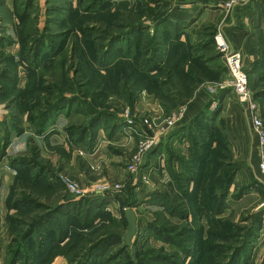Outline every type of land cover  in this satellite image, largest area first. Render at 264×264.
<instances>
[{"label":"rangeland","instance_id":"374dc122","mask_svg":"<svg viewBox=\"0 0 264 264\" xmlns=\"http://www.w3.org/2000/svg\"><path fill=\"white\" fill-rule=\"evenodd\" d=\"M223 1L0 0V264H264V177L225 138L219 102L142 150L141 129L180 109L144 94L142 112L134 83L111 79L156 45L159 20ZM253 66L264 95V56Z\"/></svg>","mask_w":264,"mask_h":264},{"label":"crops","instance_id":"0c3cea01","mask_svg":"<svg viewBox=\"0 0 264 264\" xmlns=\"http://www.w3.org/2000/svg\"><path fill=\"white\" fill-rule=\"evenodd\" d=\"M218 4L219 3L215 5L216 7L214 6L210 9H201L200 13L198 12L199 14H196V16H194L196 12L194 8L185 10L186 14L177 15L179 19L176 22H186V26H184L182 30L184 35L181 36L180 41L185 45L197 43L199 41L198 30L201 24L210 23L214 29V36L217 33L221 35V40L228 47L229 52L238 51L242 54L244 69L248 72V75L251 76L254 73V69H252L254 67L253 65L259 63L262 56H264V47L262 46V40L264 42V1L250 0L246 6L231 13H225L220 9V4ZM183 7H188V5H184ZM201 43L204 42L202 41ZM207 52L205 48H201L200 51L197 52L198 56L203 60L202 64L205 69L198 76H194L191 73L188 63L184 64L182 68L183 74H187L189 78L193 75L194 77L192 78L194 79H202V82H204L203 84L201 83L202 85L215 84L207 81L215 79L219 82L225 76L224 60L222 55L218 53L216 46L212 52L214 55L219 54V58L216 59L214 58L215 56L210 57L206 54ZM218 59H222V62L219 63L217 61ZM214 71H218L215 73V78H212V75H205V72L211 74V72ZM139 91L140 97L136 99V107L138 110L142 109V112L144 111V94L150 95L152 97H157L156 104H150L154 111H164V113H168L170 111L175 112L178 109H183L184 119L182 122H186L193 118L206 106L210 101L209 99L214 97L216 93L218 94V91L212 94L203 88L197 91L194 90L190 94H180L177 88H172L170 91V93L173 94L172 97L176 98L178 95L180 96L179 100H176L175 104H173L169 100L160 98L154 92L148 94L147 90L144 88ZM219 94L222 99L220 105L222 106L221 117L223 118V130L228 142L233 150L239 151L240 161H247V156H250V167H257V141L251 129L248 111L235 101L231 92L226 91L225 93L220 92ZM213 102L215 103L217 100ZM262 106L264 107V105Z\"/></svg>","mask_w":264,"mask_h":264},{"label":"trees","instance_id":"16d2710c","mask_svg":"<svg viewBox=\"0 0 264 264\" xmlns=\"http://www.w3.org/2000/svg\"><path fill=\"white\" fill-rule=\"evenodd\" d=\"M30 0H28L29 2ZM36 1V0H35ZM27 2V3H28ZM48 3V0H47ZM169 18L166 17L165 20L161 19L157 24L154 25L153 33L149 37L150 42H153L156 44L155 46L152 45H146L147 52L145 54V57L142 56L139 57V54H136L135 57L130 59L129 57L125 56L124 58H129L130 61L125 62L122 61V64H128V66H124L125 68L128 67L130 69L129 73L123 74V71L118 72L117 77H111L112 80L116 81L117 79L120 80L121 86L122 81L125 80V82H133L134 83V89L136 91L141 90L142 88L147 89L148 91L154 92L157 96L160 98L166 99L171 101L173 104H175L176 100H179L180 96L178 95L176 98L172 97V93H170L172 88H177L178 92L181 94H190L197 85L204 83L202 82V79L197 78L194 79L192 77L198 76L205 70L203 68V60L198 56V53L201 48H205L207 51H214L215 42H214V30H210L209 35H202V32L198 34V37L200 38L203 36L204 38L193 45H185L184 43L180 41V38L183 33V28L186 26V22L183 23H170L168 24ZM172 22V21H171ZM142 25V24H141ZM141 25L131 26L132 32H129L127 35L130 38L138 37L137 33L140 31H143L144 27ZM172 28V29H171ZM166 33V39H164L162 36ZM157 34L159 36H157ZM126 40V38H124ZM204 43H201V42ZM127 42V40H126ZM87 48V47H86ZM145 48V49H146ZM92 52V51H91ZM87 60L93 62V60H96V57L91 55L88 51V48L86 49ZM106 53L103 51L104 56ZM124 56V55H122ZM220 55L216 54L214 58H219ZM92 59V60H91ZM109 62V61H108ZM131 62V63H130ZM188 63L189 69L191 70V73L194 75L191 76V78L188 77L187 74H183V65ZM105 66V65H104ZM165 66H167L169 69L165 70ZM218 70V69H217ZM165 71V72H164ZM195 71V72H194ZM219 71V70H218ZM218 71L211 72V74L205 72L206 76H213L212 78L216 77V74ZM154 72V73H153ZM224 72H225V78L227 76L226 67L224 65ZM159 73H161L159 75ZM162 74H165L163 76ZM109 75V74H108ZM102 76V75H101ZM107 76V75H106ZM111 76V75H110ZM124 76V77H123ZM160 76V77H159ZM249 76V75H248ZM224 79V78H223ZM222 79V80H223ZM220 80L219 82H221ZM210 83H219L217 80H210L207 81ZM133 86L132 84H130ZM249 86V84H248ZM229 92V89H220L218 90V94L214 95L210 101L206 104V107H204L200 112H198L193 119H197L198 115L202 113L203 111L208 110L210 107V104L212 100H217V102H221V95L220 92ZM253 99L258 102L260 105H264V103H260L258 100L261 99L259 97L264 96L263 93H259L257 95H253ZM127 99L128 96H126ZM130 97V96H129ZM262 100V99H261ZM56 110V109H54ZM209 111V110H208ZM213 113V112H212ZM48 118V113L45 114L44 117ZM50 118H48L49 120ZM184 119V118H183ZM214 122H215V118ZM47 120V119H46ZM114 127L110 128V131ZM182 131V130H181ZM179 133V132H178ZM177 133V135H178ZM225 138L227 139L226 135ZM228 141V140H227ZM162 142V141H161ZM125 220V218H124ZM126 223V221H125Z\"/></svg>","mask_w":264,"mask_h":264},{"label":"built area","instance_id":"2783aa9c","mask_svg":"<svg viewBox=\"0 0 264 264\" xmlns=\"http://www.w3.org/2000/svg\"><path fill=\"white\" fill-rule=\"evenodd\" d=\"M46 1L47 0H37V3L39 6L43 7ZM249 1L250 0H225L221 3V9L225 13H231L246 6ZM214 42L217 51L223 57L227 71V78L219 83L206 84L205 89L212 94H214L217 89H230L233 92L235 101L248 111L251 129L257 140L258 173L264 177V107L253 99V94L248 87V73L243 66L242 54L238 51L229 52L228 47L222 42L219 33L214 36ZM183 116V109L172 114V116L166 121L165 127L163 126L155 130V135H148L146 133L148 132L147 128L141 129L140 132L145 136L142 150H148L155 142L159 132L165 131V128H173L176 124H179L178 122L182 121ZM71 190L75 193H79L75 188H71Z\"/></svg>","mask_w":264,"mask_h":264},{"label":"water","instance_id":"95a60500","mask_svg":"<svg viewBox=\"0 0 264 264\" xmlns=\"http://www.w3.org/2000/svg\"><path fill=\"white\" fill-rule=\"evenodd\" d=\"M126 221V233L124 236V244L130 246L131 240L136 232V217L131 209H125L123 212Z\"/></svg>","mask_w":264,"mask_h":264}]
</instances>
